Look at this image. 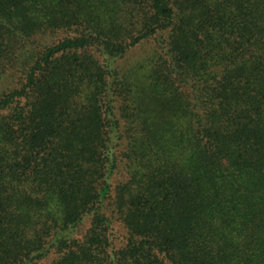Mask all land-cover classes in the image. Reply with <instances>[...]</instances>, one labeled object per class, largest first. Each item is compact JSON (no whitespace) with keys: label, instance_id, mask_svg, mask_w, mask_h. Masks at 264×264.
<instances>
[{"label":"trees","instance_id":"1","mask_svg":"<svg viewBox=\"0 0 264 264\" xmlns=\"http://www.w3.org/2000/svg\"><path fill=\"white\" fill-rule=\"evenodd\" d=\"M0 264H264V0H0Z\"/></svg>","mask_w":264,"mask_h":264}]
</instances>
